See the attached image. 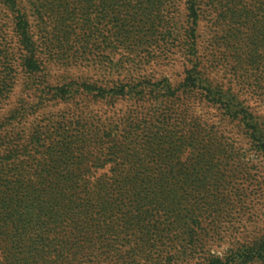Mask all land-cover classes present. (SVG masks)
Wrapping results in <instances>:
<instances>
[{
	"label": "trees",
	"instance_id": "trees-1",
	"mask_svg": "<svg viewBox=\"0 0 264 264\" xmlns=\"http://www.w3.org/2000/svg\"><path fill=\"white\" fill-rule=\"evenodd\" d=\"M167 3L0 0V109L16 83L14 66L40 82L45 61L105 63V79L112 67L177 50L191 63L177 87L135 74L111 87H66L100 100L155 94L179 109L173 120L168 112L162 120H50L30 132L27 122L0 121V264H264V234L239 242L220 218L244 203L238 187L252 169L224 123L264 157V116L241 98L248 92L264 103V0H185L183 28L165 20ZM204 16L232 24L225 82L202 59ZM66 88L47 100L69 99ZM195 100L225 120H186ZM254 183L264 198V181ZM197 193L204 197L193 201ZM228 238L222 258L206 250Z\"/></svg>",
	"mask_w": 264,
	"mask_h": 264
},
{
	"label": "rangeland",
	"instance_id": "rangeland-1",
	"mask_svg": "<svg viewBox=\"0 0 264 264\" xmlns=\"http://www.w3.org/2000/svg\"><path fill=\"white\" fill-rule=\"evenodd\" d=\"M206 3L212 4L208 1ZM170 4L171 7L168 3L163 7L165 20L173 18L176 27H185V0H171ZM214 18L204 16L199 23V35L201 36L200 40L203 48L202 59L205 66L214 69L213 72L217 73L225 82L230 77V71L233 67L232 44L229 42V32L232 24H230L229 17L226 21L218 22ZM118 58L119 56H115L112 62L115 63ZM165 58L167 59L150 62L145 59L141 60V64H137L136 60V65L125 67L126 72L122 67H112L109 79H105V77L108 76V68L110 67L105 63L99 64L94 61L84 63L83 66L45 61L44 78H41L40 82L37 80H34V82L29 81L27 76L21 73V69L14 66V74H17L16 83L12 92L8 94L5 106L0 109V121L19 122L21 120V122H27L26 127L29 130V126L34 128L37 124L44 125L50 120H89L90 117L92 120H97L99 117V120H112L114 122H121L122 120H162L163 115H167L168 112L172 117L171 120H173L175 118L174 114L176 115L179 109H174L171 105L165 104L162 97L155 94L139 102L127 98L100 100L98 97L84 96L86 94H80V91L75 92L78 90L76 85L66 88L69 84H97L103 86L106 83V86L111 87L115 80H120L123 84H126L127 79L124 76L130 77L133 74H135L134 76L146 77L151 83H155L161 78H167L173 86L177 87L183 80L184 71L191 66V63L187 55L178 50L174 55H168ZM136 81L139 82L141 79L137 78ZM42 88H45L46 91L40 93L39 90ZM62 88L69 90V99L60 100L59 97H55L50 102L47 100L51 99ZM249 95L246 92L245 95H241V98L247 100L246 104L254 108L256 112L261 113L263 117L264 103L256 98L250 99ZM39 97H42V99H39ZM190 106L189 117L186 120H203L207 124H221L222 122L219 120H225L221 117L219 111L207 107L199 101H193ZM224 125V136H230L229 133L232 135L236 143L234 145L236 153L243 162L248 164L249 168H252L249 171L247 182L238 187L243 189L247 195L242 199L244 203L220 217H227L224 224L228 230L227 236L231 234L230 236L235 240L243 242L242 238L246 240L247 237H252L255 234H264V198L261 194L259 195V192H256L254 186L255 181H264V157L246 141L240 140V135L235 132L236 130L234 129L235 134L231 131L232 126L226 123ZM237 185L238 183L235 182L234 186ZM234 186L232 185V187ZM202 195L204 194L197 193V195H194L193 201L197 196ZM193 201L189 202L190 207ZM205 212H207V208H205ZM208 212L205 218L208 217ZM229 242L228 238L227 243L222 241L207 243L206 250H210L212 254L222 258L230 248Z\"/></svg>",
	"mask_w": 264,
	"mask_h": 264
}]
</instances>
